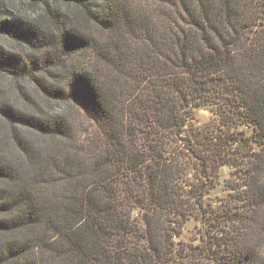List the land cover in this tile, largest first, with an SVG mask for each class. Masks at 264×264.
<instances>
[{
	"label": "trees",
	"instance_id": "obj_1",
	"mask_svg": "<svg viewBox=\"0 0 264 264\" xmlns=\"http://www.w3.org/2000/svg\"><path fill=\"white\" fill-rule=\"evenodd\" d=\"M0 264H264V0H0Z\"/></svg>",
	"mask_w": 264,
	"mask_h": 264
},
{
	"label": "rangeland",
	"instance_id": "obj_2",
	"mask_svg": "<svg viewBox=\"0 0 264 264\" xmlns=\"http://www.w3.org/2000/svg\"><path fill=\"white\" fill-rule=\"evenodd\" d=\"M7 42V41H6ZM5 42V43H6ZM9 49L11 51L20 49L24 53H31L32 51L29 48H25L23 46H19L18 43H13L12 41H9L7 44ZM10 94L14 93L13 91H8ZM212 118V114L209 110V108L205 106H199L196 107L193 110L192 115V123L195 125H202L206 122H208ZM247 133H250V129L244 128ZM232 172V168L227 165H222L218 172V177L216 181L214 182L213 187L210 189L208 194L206 195L205 201L207 203H211L212 205H215L220 198H223L228 193V187H227V180L229 179ZM197 235V222L193 219L187 221L183 227L182 233L175 238V242L179 241H192L196 239Z\"/></svg>",
	"mask_w": 264,
	"mask_h": 264
}]
</instances>
